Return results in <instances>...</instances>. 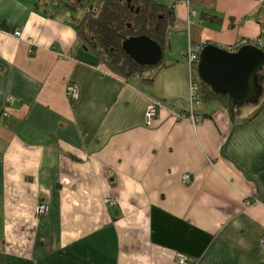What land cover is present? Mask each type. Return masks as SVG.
I'll list each match as a JSON object with an SVG mask.
<instances>
[{
    "label": "crops",
    "instance_id": "crops-1",
    "mask_svg": "<svg viewBox=\"0 0 264 264\" xmlns=\"http://www.w3.org/2000/svg\"><path fill=\"white\" fill-rule=\"evenodd\" d=\"M157 2L165 65L124 78L77 44L58 0H0V264H264V105L247 119L259 104L201 86L190 101L183 54L260 46L264 0Z\"/></svg>",
    "mask_w": 264,
    "mask_h": 264
},
{
    "label": "trees",
    "instance_id": "trees-1",
    "mask_svg": "<svg viewBox=\"0 0 264 264\" xmlns=\"http://www.w3.org/2000/svg\"><path fill=\"white\" fill-rule=\"evenodd\" d=\"M263 13L264 5L259 7L257 17L262 30ZM171 16V9L167 10L166 6L157 0H103L96 14L86 10L76 21L77 44L90 50L111 72L129 78L141 68L149 66H141L127 56L120 47L121 41L130 35L145 34L160 45L163 53L166 44L165 29ZM208 19H212V16H208ZM129 30L132 33H128ZM260 47L264 50V41ZM164 65L161 57V60L152 67L157 69ZM189 67L198 85L197 89L199 86L202 87L204 97H217L225 104L231 101L227 94L211 91L200 80L196 72V61ZM143 80L152 81V76H147ZM263 105L264 97L247 119L252 118Z\"/></svg>",
    "mask_w": 264,
    "mask_h": 264
},
{
    "label": "water",
    "instance_id": "water-1",
    "mask_svg": "<svg viewBox=\"0 0 264 264\" xmlns=\"http://www.w3.org/2000/svg\"><path fill=\"white\" fill-rule=\"evenodd\" d=\"M262 23L264 31V13ZM120 47L141 66H155L162 57L160 45L145 34L124 38ZM262 63L264 50L257 45L246 43L230 51L213 43H204L196 61V72L211 91L227 94L233 103H238L255 95L254 74Z\"/></svg>",
    "mask_w": 264,
    "mask_h": 264
},
{
    "label": "built area",
    "instance_id": "built-area-1",
    "mask_svg": "<svg viewBox=\"0 0 264 264\" xmlns=\"http://www.w3.org/2000/svg\"><path fill=\"white\" fill-rule=\"evenodd\" d=\"M193 14H194V11L189 10V15H193ZM14 34L19 35L20 33H19V31L15 30ZM250 42H251L250 40L242 39L240 41V44H246V43H250ZM258 44L261 46L260 42H258ZM202 45H203V43H197V42L196 43H191V42L188 43L185 51L183 52V54L186 58V61L188 63V66H190V64L193 61L198 60V55H199V52H200ZM197 86L198 85L194 81V77L190 72V77H189V98H190V101H193L198 97ZM65 95L70 100L77 98V96H78L77 85L73 82H67L66 86H65ZM5 101L7 104L10 103L11 98L7 97L5 99ZM157 107H158V101L151 100L149 102V104L146 107L145 114H144L146 122H149L150 119L154 116V114L156 113ZM3 114H7V112L3 111ZM189 178L190 177L187 173H184L181 177L182 182H184V183H187L189 181ZM105 201L107 203H110V204L114 203V199H110V198H105ZM245 202L247 203L248 201L245 200ZM45 213H46V206L45 205L40 204L36 207V214L37 215H44ZM259 244H260L261 250H262L263 255H264V231L260 237ZM175 259L178 263H183V262L192 260L189 256H187L183 253H179V252L175 253Z\"/></svg>",
    "mask_w": 264,
    "mask_h": 264
},
{
    "label": "rangeland",
    "instance_id": "rangeland-1",
    "mask_svg": "<svg viewBox=\"0 0 264 264\" xmlns=\"http://www.w3.org/2000/svg\"><path fill=\"white\" fill-rule=\"evenodd\" d=\"M56 1V0H54ZM103 0H58L61 2L60 9H57L59 15L65 16L68 19L71 17L79 18L84 11H88L91 14H96L99 10V6ZM128 33H132L131 30ZM155 71V67H144L137 72V75H140L142 71ZM143 76V75H142ZM254 87L255 95L248 100H244L238 103H234L233 109H239L240 107H245L246 111L250 112L252 109L256 108L257 105L261 102L264 95V63L262 66L255 71L254 74ZM233 110V111H235Z\"/></svg>",
    "mask_w": 264,
    "mask_h": 264
},
{
    "label": "clouds",
    "instance_id": "clouds-1",
    "mask_svg": "<svg viewBox=\"0 0 264 264\" xmlns=\"http://www.w3.org/2000/svg\"><path fill=\"white\" fill-rule=\"evenodd\" d=\"M204 44V43H203Z\"/></svg>",
    "mask_w": 264,
    "mask_h": 264
}]
</instances>
